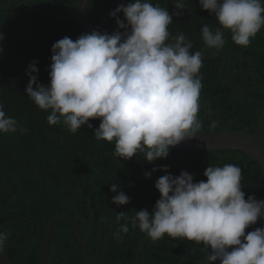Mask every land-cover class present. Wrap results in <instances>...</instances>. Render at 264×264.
Wrapping results in <instances>:
<instances>
[{
	"label": "trees",
	"instance_id": "trees-1",
	"mask_svg": "<svg viewBox=\"0 0 264 264\" xmlns=\"http://www.w3.org/2000/svg\"><path fill=\"white\" fill-rule=\"evenodd\" d=\"M77 0H0V103L10 117L18 121L16 133H0V232L10 235L3 253L15 264H40L46 227L52 217L67 214L83 230L88 254L97 253L102 215L117 207L133 216L135 211L150 213L160 198L155 188L165 174L179 176L187 171L194 182L206 181L209 166L234 164L242 170L245 199L264 200V169L249 153L240 149L186 150L170 147L166 159L149 163L140 156L120 160L113 155L115 143L97 140L93 129L82 126L76 133L63 124L50 125L49 111L41 110L27 96L29 65L39 69L38 82L49 84L52 46L65 36L76 40L81 34L75 18L69 14ZM46 2L50 6L47 8ZM131 0H89L86 8L94 30L113 33L118 30L110 16L120 4ZM175 11L173 0H151ZM57 13V14H54ZM124 19L123 13L119 14ZM219 26L214 16L202 10L199 0H186L181 17L169 26L175 36L183 33L193 44L191 53H203L200 131L241 130L255 133L264 107V28L248 46L235 44L231 33L224 32L221 49L207 48L202 26ZM98 128L100 120L89 121ZM215 124V126H213ZM19 128L26 129L21 132ZM157 171L153 172L152 169ZM151 172V178L145 173ZM119 185L130 198L127 205L112 203L116 194L111 184ZM125 220L117 214L105 219L103 245L99 257L89 260L80 240L64 218L54 221L45 264H138L137 255L144 237L138 227L128 223V233L115 234ZM264 228V219L249 226L247 232ZM210 251V249H209ZM202 244L148 239L140 252L142 264H204ZM218 264V262H217Z\"/></svg>",
	"mask_w": 264,
	"mask_h": 264
},
{
	"label": "clouds",
	"instance_id": "clouds-1",
	"mask_svg": "<svg viewBox=\"0 0 264 264\" xmlns=\"http://www.w3.org/2000/svg\"><path fill=\"white\" fill-rule=\"evenodd\" d=\"M173 5L170 13L151 0H131L110 12L118 25L115 32L94 30L75 41L67 36L58 40L52 46L49 84L38 82L34 61L26 72L27 96L49 111L50 125L63 124L73 134L87 126L97 140L114 141L113 155L120 160L166 159L170 147L195 138L202 126L197 114L203 53H191L193 44L183 33H170L174 17L184 14L186 0H173ZM199 6L219 25L202 26L209 49L223 48L225 31L235 44L246 47L264 28V0H199ZM96 119L100 124L93 128L89 121ZM17 130L18 121L0 103V133ZM159 170L168 174L155 183L160 198L151 213L142 209L129 217L119 212L117 219L126 222L116 239L128 233L131 223L151 241L168 236L202 244L204 264H264V228L245 231L264 219V200L245 199L238 166H209L206 181L199 182L187 171L174 176L167 166ZM145 177L150 179L151 172ZM118 189L117 183L111 184L116 193L112 203L129 204V196ZM9 235L8 230L0 232V252Z\"/></svg>",
	"mask_w": 264,
	"mask_h": 264
},
{
	"label": "water",
	"instance_id": "water-1",
	"mask_svg": "<svg viewBox=\"0 0 264 264\" xmlns=\"http://www.w3.org/2000/svg\"><path fill=\"white\" fill-rule=\"evenodd\" d=\"M89 0H77L75 8L69 14L75 18L82 34L91 33L94 31V27L86 14V8L88 6ZM47 8L50 9V6L46 2ZM57 14V13H54ZM172 148H179V149H186V150H198V149H240L243 150L250 155H252L264 169V107L260 117L259 125L255 133L245 132L241 130H220V131H200L199 134L195 138L192 139H185L179 145L174 146ZM121 212L117 207H114L102 215L99 225V241H98V249L97 253L94 256H90L88 254L87 248L84 243L83 237V230L81 229L78 224L75 222L67 214H57L50 219L46 227V234H45V241L43 247V253L41 258L40 264H45L48 252H49V243H50V236L51 230L54 224V221L57 218H64L66 219L74 231L76 232L79 240L80 245L83 251V254L89 260H95L99 257V254L102 249L103 245V238H104V225L105 219L110 214H118ZM129 216V215H128ZM131 217V216H129ZM148 239L144 234L143 240L141 242L140 248L138 250L137 261L138 264H142L140 261V252L147 244ZM0 264H15L3 253L0 252Z\"/></svg>",
	"mask_w": 264,
	"mask_h": 264
}]
</instances>
